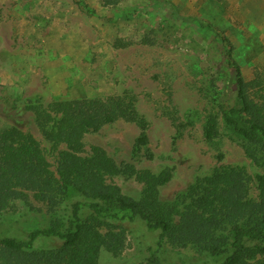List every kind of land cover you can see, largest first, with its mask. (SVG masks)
Here are the masks:
<instances>
[{
    "label": "rangeland",
    "instance_id": "obj_1",
    "mask_svg": "<svg viewBox=\"0 0 264 264\" xmlns=\"http://www.w3.org/2000/svg\"><path fill=\"white\" fill-rule=\"evenodd\" d=\"M200 20L210 23L227 43L204 32ZM228 58L246 81L264 78V0H0V131L15 127L31 135L57 177L65 145L43 136L34 109L62 100L127 96L148 122L153 158L132 156L140 131L122 119L86 133L82 156L99 147L118 165L169 173L159 198L179 207L198 179L220 166L238 168L249 180L248 198L257 200L264 158L246 152L216 106V89L224 98L233 96ZM212 77L216 89L210 86ZM210 116L216 118L217 135L207 140L203 128ZM106 183L134 199L144 187L137 178L106 177ZM23 191L25 201L0 212V237L26 239L32 231L64 225L70 204L81 200L72 190L55 204ZM89 213L85 210L82 216L102 235H126L124 250L117 257L101 252L99 264H149L146 249L154 246L157 232H148L140 219L97 220ZM60 245L53 237L34 242L37 250ZM159 258L169 264L214 263L193 245L168 241Z\"/></svg>",
    "mask_w": 264,
    "mask_h": 264
},
{
    "label": "trees",
    "instance_id": "obj_2",
    "mask_svg": "<svg viewBox=\"0 0 264 264\" xmlns=\"http://www.w3.org/2000/svg\"><path fill=\"white\" fill-rule=\"evenodd\" d=\"M200 26L227 43L207 21L200 20ZM227 64L234 72L233 96L224 98L212 77L216 106L225 125L243 140L246 152L254 159L264 158V78L246 81L237 64L229 58ZM34 110L43 136L54 144L65 145L59 153L57 177L31 135L15 127L0 131V212L15 201H25L23 190L39 193L52 204L69 190L81 200L70 204L62 226L54 223L48 229L30 232L26 239L0 237V264H99L101 252L117 257L125 248V233L110 231L102 235L82 216L85 210L97 220L140 219L148 232H157L154 246L146 249L149 264H169L159 258L165 241L177 246L193 245L214 260L213 264H264V177L257 178L259 193L253 200L248 198L249 180L244 171L217 167L188 189V200L179 207L159 198V187L168 182L169 173L156 175L138 170L133 164L118 165L99 147H93L87 156L81 155L86 133H97L122 119L140 131L132 156L138 160L153 158L148 149V122L130 97L62 100ZM203 131L207 140L217 135L215 117H208ZM106 177L137 178L144 185L140 198L123 194L119 187L107 184ZM40 237L57 238L61 245L55 250H37L34 242Z\"/></svg>",
    "mask_w": 264,
    "mask_h": 264
}]
</instances>
